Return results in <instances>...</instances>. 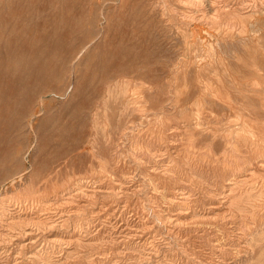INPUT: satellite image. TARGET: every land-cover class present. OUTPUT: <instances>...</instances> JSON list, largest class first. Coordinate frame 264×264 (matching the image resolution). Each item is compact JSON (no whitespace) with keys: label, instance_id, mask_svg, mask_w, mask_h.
<instances>
[{"label":"rangeland","instance_id":"rangeland-1","mask_svg":"<svg viewBox=\"0 0 264 264\" xmlns=\"http://www.w3.org/2000/svg\"><path fill=\"white\" fill-rule=\"evenodd\" d=\"M263 163L264 0H0V264H264Z\"/></svg>","mask_w":264,"mask_h":264},{"label":"bare ground","instance_id":"bare-ground-1","mask_svg":"<svg viewBox=\"0 0 264 264\" xmlns=\"http://www.w3.org/2000/svg\"><path fill=\"white\" fill-rule=\"evenodd\" d=\"M195 1H198V0H195ZM197 122V121H196ZM242 127V126H241ZM245 128V127H244ZM247 129V128H246ZM245 130V129H244ZM237 131V130H236ZM244 132H246V131H244ZM248 132H250V131H248ZM258 133H260V132H258ZM233 135V134H232ZM238 136V135H237ZM250 136V135H249ZM234 138V137H233ZM254 138V137H253ZM235 140V139H234ZM240 140V139H239ZM240 143V142H239ZM245 144V143H244ZM231 147V146H230ZM156 149V148H155ZM252 149V148H251ZM253 150V149H252ZM230 151V150H229ZM237 152V151H236ZM234 153V152H233ZM252 159V158H251ZM250 161V160H249ZM248 161V162H249ZM261 162V161H260ZM257 163H259V162H257ZM264 164V163H263ZM242 167V166H241ZM257 166L255 165V168H256ZM262 167V166H261ZM253 170V169H252ZM261 170V169H260ZM244 171V170H243ZM252 172V171H251ZM248 173V172H247ZM253 173V172H252ZM239 175V174H238ZM250 175V174H249ZM227 178V177H226ZM241 179V178H240ZM236 180V179H235ZM227 182V181H226ZM228 183H229V185H230V183H231V180L230 181H228ZM235 184V183H234ZM227 187V186H226ZM224 188V187H223ZM232 189V188H231ZM228 193V192H227ZM191 196V195H190ZM216 197H217V195H216ZM217 200V199H216ZM177 201V200H176ZM175 201V202H176ZM179 202V201H178ZM221 202V201H220ZM223 203V202H222ZM216 204V203H215ZM210 206V205H209ZM178 207V206H177ZM212 208H215L216 207V205H212L211 206ZM217 211V210H216ZM180 216H182V215H180ZM34 234V232H32V231H29V232H27L26 233V235H25V237H26V243H30V244H34L36 241L33 239V235Z\"/></svg>","mask_w":264,"mask_h":264}]
</instances>
